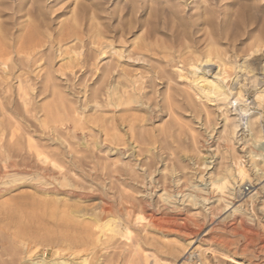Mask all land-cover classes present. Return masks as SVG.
<instances>
[{"label": "rangeland", "instance_id": "obj_1", "mask_svg": "<svg viewBox=\"0 0 264 264\" xmlns=\"http://www.w3.org/2000/svg\"><path fill=\"white\" fill-rule=\"evenodd\" d=\"M74 1L36 0L32 5L31 0H0V38L6 36L5 45L0 43V154L11 144L23 145L29 133L42 137L50 151L59 153L58 161L64 167L55 176L61 181L50 180L47 186L29 179L3 186L10 179L0 174V209L14 217L8 231L0 228L4 237L0 254L12 251L11 257L4 255L2 260L12 259L14 264L28 262L29 256L43 264L58 258L73 260L77 252L73 239L78 237L77 222L82 220L79 212H96L101 195L113 200L117 218L120 213L125 217L122 211L130 207L128 201L135 208L141 201L146 203L142 215L154 212L160 225L172 227H146L143 231L134 224L133 236L142 239L148 264L156 260L157 264H185L184 260L188 264H231L222 260L223 255L239 264H264V166L257 165L258 173L251 166L248 148L252 146L239 140L240 131L234 140L225 141L221 132L224 108L205 98L198 100L193 92L196 87L189 89L187 80L179 76L190 79L189 60L201 58L208 44H214L227 64V84L233 91L240 87L250 111L262 113L259 125L264 138V91L260 93L262 102L257 103V94L264 89V0H160L163 7L174 6L177 15L152 23L157 31L151 39H144L151 48L143 55L131 51L137 35L145 32L124 39L119 35L131 14V6L124 7L126 0H77L86 6L100 5L96 22L101 23L104 35L98 38L99 44L91 42L88 21L71 25L66 12ZM133 1L140 10L141 1ZM140 13L135 20H148L147 8ZM26 38L29 41L23 43ZM261 45L262 50L255 53ZM21 46L25 49L18 52ZM100 50L105 53L97 55ZM243 62L253 71L237 67ZM108 64L115 70L106 78L107 84L101 83ZM178 70L182 74L178 75ZM107 85L111 89L118 86L120 93L138 102L129 110L107 107ZM93 94L100 106L96 109L90 99ZM66 108L76 111L68 116ZM233 114L228 109L229 119L236 117ZM130 115L139 119L149 144L140 145L132 137L127 123ZM92 117L101 119L104 126L100 121L87 123ZM51 119L59 121L53 125ZM40 120L48 121L46 127ZM108 126L119 136L117 144L107 136L112 133ZM233 156L244 162L248 184L240 187L242 181L235 175L223 193L215 191L209 177L230 164ZM203 161L206 163L201 166ZM119 174L126 175L125 186ZM61 175L68 180L64 182ZM192 184L204 190L196 205L183 196ZM163 189L172 196L165 202L160 199ZM219 196L223 200L217 201ZM238 207L242 215L232 213ZM5 222L2 226L8 224ZM183 227L196 233L194 245L188 244L192 236ZM118 245L102 252L104 259H110L108 264L127 263L129 250L120 242ZM136 257L141 264L140 256Z\"/></svg>", "mask_w": 264, "mask_h": 264}, {"label": "bare ground", "instance_id": "obj_2", "mask_svg": "<svg viewBox=\"0 0 264 264\" xmlns=\"http://www.w3.org/2000/svg\"><path fill=\"white\" fill-rule=\"evenodd\" d=\"M28 1H30V0H28ZM31 1H32V5H33V3L36 2V0H31ZM140 1H141L139 3L140 4V10L135 6V1L126 0L124 2L125 8L126 7L128 8L129 6H131L130 7L131 8L130 9L131 14L129 15V19L125 20V23L122 26V29H121V32L119 35H120V37L122 36V38H123L126 35H130V34L133 35L134 32H138L141 30H142L141 34H142V32H145V35H144L145 37L143 35H137L135 40L132 42V47L135 51L134 50L131 51L132 53L134 52V54L136 53V54H142L143 55L144 52L147 53V51L151 48L150 44H147L146 42L144 43V39L145 40L151 39L153 34L157 31L154 24L153 25H154L155 29L152 27L153 26L152 23H154L156 19L160 20L161 17H164L167 21L168 20L167 16L171 15V17H173V16H175L176 12L174 10V6L163 7V5H162L163 3L160 0H149L148 2H147V0H140ZM71 5H72L71 9L66 12V13L70 14L69 17H71V25L76 27L77 25L79 26L82 21H85V22L88 21L89 22V25H88L89 29L88 30L90 32V38L92 39L91 42L93 41L92 42L93 44H95V43L99 44L98 38L100 39V37H103V35H104L103 30L101 28L102 27L101 23L96 22V21H99L98 20V11H99V8H101V7L98 8V6H100V5L90 3L88 6H86V4L84 5L81 2L78 3L77 0L72 2ZM145 6H147V7H145ZM144 8L148 9V15H147L148 20H142V21H139L141 19H138V21H137V19L135 20L136 13H138V15L139 14L142 15L140 13V11L144 12V10H145ZM65 11H66V9H65ZM178 14H180V13L178 12ZM115 15H116V13H113L112 18H114ZM122 19H123V17L120 20H122ZM161 23H163V22H161ZM167 23H169V22H167ZM170 23H171V21H170ZM155 24H157V23H155ZM73 26H71L69 28L70 34L72 33L71 30L74 29ZM174 32H176V31H174ZM65 36H68V35H65ZM88 37H89V35H88ZM0 39H1V41H0L1 45H5L6 36L2 35ZM72 39L75 40L76 37H73ZM28 41H29V38H26V39H24L23 43H25V42L27 43ZM23 43H22V45H24ZM121 43H123V42H121ZM109 47L112 49V51L114 50L115 54H118L119 57L121 56V53L119 51L117 52L115 50V47L112 44H110ZM256 47L257 48L254 50L255 53L262 50L261 49L262 45L256 46ZM24 49H25L24 46H21L18 49V52H23ZM93 52H94V56H95L96 51H93ZM101 53H105V51H103V50L97 51V55H99V54L101 55ZM94 58H97V56H95ZM187 66L191 70L188 74V75H190V79H188L187 77H184L183 75H179V72L182 74V70L181 71L178 70V75L180 76V78H184V80H187L189 89H192V86L196 87V90H194L193 92H194L195 97L198 100L205 98L209 101L216 102L217 103L216 105L224 108L225 112L222 114V116H223L222 119H223L224 123H223V129L221 132H223V134L225 135V141L231 142L232 139L235 137V135L238 133V131H240L241 136H240L239 140H242L244 142V144L247 145L248 147L252 146V148H248L249 149L248 157L251 161H253V164H251V166L253 168H255L256 173L260 172V170L257 168V165L259 166V164H261V166H264V138H263L262 131H261L260 125H259V122L262 120L263 115L259 111H257V112H252V110L250 111V108L245 103L242 92L239 90L240 87L235 88V91H233V89H231L230 86L227 84L228 83L227 79L229 78L228 73H227V67H226L227 64L221 58L220 50H218L214 44H212V43L208 44V47H207V49H205V53L203 54V56L201 58H199V56L198 57L196 56L195 60L190 59ZM237 67L243 68V71H248V72L253 71V70H251V68L247 64H245V62L241 63V65L237 66ZM198 68H200V69L198 70ZM263 69H264V66H263ZM114 70H115V67L111 66V64H108L107 67L103 70V73L101 72L102 73L101 74V83H106L107 82L106 78L109 79V76H111V74L113 73ZM263 72H264V70H263ZM187 82H185V83H187ZM262 85L264 86V84H262ZM105 88H106L105 98L107 99V102H108L107 107L108 106H111L114 108L124 107L126 110H129L127 108H129L132 103L138 102L137 99L135 100L134 98L126 97V95L124 96V94L120 93V91L118 90V86H114L111 89V88H109V85H107ZM125 88H127V87H125ZM263 91H264V89L261 90V92H258L257 103L262 102L261 101L262 94H260V93H262ZM125 94H126V92H125ZM233 97H235V99H233ZM90 99H91V102L93 103V107L95 109L100 107L98 105L97 100H96V94H93L90 97ZM62 101H63V99H62ZM23 104H25V103H23ZM59 104L61 106V103H59ZM48 107H49V105H48ZM48 107H47V110L49 109ZM56 109H55V111H56ZM66 109H67V113L69 115L67 113H65V114H67L68 116H70L71 113L72 114L75 113V111H76L75 110V111L71 112L70 110H68V108H66ZM228 109L233 111V113H234L233 115L236 116L235 118L229 119V116L227 115ZM62 110H63V108H62ZM64 110H65V107H64ZM59 112L61 114V111H59ZM46 113H47V111H46ZM55 114L56 113H54L53 115H55ZM51 117H52V115H51ZM78 119H79V117H78ZM127 119H128L127 123L129 125L128 128H130V130H131L130 133L132 134V137L137 138L138 144H140V145L149 144L150 139L147 138L146 136H144V133L138 124L139 119L132 117L131 115L128 116ZM65 120H66V118H65ZM71 120H73V119L71 118ZM123 120H125V119H123ZM56 121L54 122L51 119L50 123H52L54 125L55 123H57ZM85 121H87V120H85ZM89 122L92 125H93V123H97V122H99V124H101V125L103 123L101 121V119H99L97 117L90 118L87 123H89ZM62 123H64V122H62ZM46 124H48L47 120L46 121L40 120L41 126L43 125L46 127ZM102 126H104V124ZM108 128H109L108 129L109 132H112V133L110 135L107 134V136L111 138L112 142L115 141V143L117 144V141L120 140L119 136L115 132H113V131H115L114 128L111 127L112 128L111 129L109 126H108ZM54 133H55V131H53V134ZM12 137H10V139H12ZM35 137H36L35 135H31V134L27 133L26 134V140H25V143L23 145H19V144L13 145L10 143L11 145L4 148L3 152H1V154H0V174L4 177L10 179L9 181H5L4 183H2L3 186H6V184H8V183L13 184L16 181H18V182L22 181V180L26 181L27 179H29L31 181L34 180V182L39 184V186H41V185L45 186L46 183L49 184L48 181H50V180L53 183L58 181V179H56L55 176L60 175L61 170H63V168H64V167L62 168L60 166L61 163H59V161H58L59 153L50 151L48 149L49 147L47 148V144H45L44 139L42 137H36V138ZM94 146L97 147L98 144L95 143ZM205 163L206 162L203 161L201 166L205 165ZM49 166L54 167L55 171L52 169H49L50 168ZM128 172H127V174H128ZM114 173H116V171ZM66 174L67 173H65V175ZM68 174H71V173L69 172ZM65 175H61L64 182L66 180H68V179H66ZM144 175H146V174H144ZM235 175L237 176V178H239L240 181H242V183L240 184V187L245 183L248 184V177H246V178L244 177V162L241 160V157L239 158V157L233 156L230 164H226L224 166V168H222V170L218 171L217 173L211 174V176L209 177V180H208L209 185L212 188H214L215 191L218 190V191H220V193H223L224 189L226 188V186L228 184V180L230 178H234ZM128 177H129V175H128ZM119 179H124L122 181L123 185H124V182L126 180V175L124 176V174H119ZM119 179H118V181H120ZM60 181L61 180H59L58 182H60ZM127 181H126V183H127ZM70 183L68 182V184H70ZM126 183H125V185H126ZM118 184H121V183H118ZM46 186H47V184H46ZM246 189H247V187H246ZM0 190H1V188H0ZM162 191H163V193L161 194L160 199L163 202L167 201L168 199H170L172 197L171 195L167 194L165 189H163ZM203 191L204 190L202 188H198V186L193 185L192 187L187 186L186 191H185L186 193L184 195H183L184 192H179V194L183 195L189 203L196 205L199 198L202 197L201 193H203ZM122 198L120 197V199H122ZM98 200L100 201V205H98L99 207L97 206L96 212H92V213H90V215H88L87 213H84L83 210L79 212L81 214V216H79L78 218H81L82 220L77 222L80 225V228L76 231L78 237H76V239H73L74 240L73 243L75 244L74 247L77 249V252H74L76 254H74L72 251V255L74 254L73 260L67 261L65 259H62V258L59 259L58 258V259H53V261H51L50 264H108L110 262L109 261L110 259H104L105 255L103 256L102 252L103 251L105 252L108 249L112 250V248H114L116 245H118L119 242L121 244H123L124 248L129 250L128 256L126 255L127 256V263L126 264H140L139 261L136 260V258H137L136 256H140L141 264H148V258H149L148 255L149 254H146L145 253L146 251L142 249V248H144L142 246L143 245L142 239L137 237V236H133L134 224L137 227H140L143 231H144V228L146 229V227H151L152 229L162 230L163 228H166V227L169 229L171 226L167 225V226L163 227L164 223L163 224L161 223L162 225H160L161 219L157 218L154 215V212L150 211V213L147 214L146 216L142 215L144 213L143 211H145V209H146V208H144L143 204H146V203H142L141 201H138V204H136L137 205L136 208H135V204L128 201L127 203L130 207L129 208H123V211H122V212H124L125 217H122V214L120 213L121 218H119V217L117 218L115 216V214L113 213L114 202H112L113 201L112 199L106 198V196L100 195V196H98ZM219 200H223V197L219 196L217 201H219ZM115 204H117V203L115 202ZM227 205L228 204H225V206H227ZM49 206L51 207V204ZM137 210H138V213H136ZM141 212H143V213H141ZM233 212L234 213L236 212V213L241 214V215L243 214L240 210V207L234 209L232 211V213ZM0 214L3 215V217L0 218V228L8 231L10 229V227H12V224L14 221L13 213L5 212V211L0 209ZM74 214H75V212H74ZM2 215H0V216H2ZM63 215L64 214H62L61 216H63ZM66 218L68 219L69 216H67ZM5 220H6V222H8V224L2 226V223ZM17 221H19V220L17 219ZM144 222H146V223H144ZM16 226H17V224H16ZM174 226H175V224H174ZM12 229H14V228H12ZM183 229H184L183 231L186 232V234L192 236V239L188 242V244L194 245L195 242H193L192 240L194 239L193 237L196 233H193L189 228L185 229L183 227ZM179 230H182V229H179ZM23 231H25V230H23ZM19 233H21V232L19 231ZM3 238H4L3 235L0 234V243L3 241ZM20 243H22V242H20ZM67 243L70 244L71 242L68 241ZM7 244H8V242H7ZM187 247H188V245H187ZM116 250H117V248H116ZM124 252H126V250ZM28 254H30V253L28 252ZM4 255H6L7 257H11L12 251H10V250L9 251H7V250L3 251L2 250V252L0 254V264H14L13 260L10 258H9L10 261L2 260V257ZM111 255L115 256L116 254L112 253ZM122 255H124V254H122ZM126 256H123V258ZM189 256H194V255L189 254ZM222 257H223L222 260H224L226 262H231V264H239L238 262L234 261L233 259H230L229 257H226L224 255ZM28 259H29V261L27 260L28 262H24V261L22 262L21 261L22 264H43L44 263V261L34 262L33 257H30V256ZM123 260H126V259H123ZM156 261H154V264H157ZM187 261H189V260L187 259ZM183 263L186 264L187 263L186 260H184ZM46 264H49V263H46Z\"/></svg>", "mask_w": 264, "mask_h": 264}, {"label": "built area", "instance_id": "obj_3", "mask_svg": "<svg viewBox=\"0 0 264 264\" xmlns=\"http://www.w3.org/2000/svg\"><path fill=\"white\" fill-rule=\"evenodd\" d=\"M248 190V189H247Z\"/></svg>", "mask_w": 264, "mask_h": 264}]
</instances>
